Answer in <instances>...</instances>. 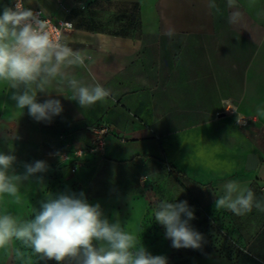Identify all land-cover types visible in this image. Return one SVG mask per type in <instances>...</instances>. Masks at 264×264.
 <instances>
[{
  "label": "crops",
  "instance_id": "1",
  "mask_svg": "<svg viewBox=\"0 0 264 264\" xmlns=\"http://www.w3.org/2000/svg\"><path fill=\"white\" fill-rule=\"evenodd\" d=\"M23 1L72 23L63 41L87 54L89 68L65 71L99 82L112 97L81 108L71 89L53 82L51 93H38L37 100L59 99L63 112L37 122L27 108L15 107L14 90L0 84V151L17 157L15 171L24 173L23 165L36 160L58 171L62 150L85 147V128L103 121L111 128L104 155L87 154L74 174L97 159L169 177L173 166L185 176V195L208 208L234 244L227 258L211 255L201 264H264V213L215 209L213 194L236 180L264 198V117L256 112L264 107V0ZM9 2L0 0V13ZM109 4L129 11L115 18ZM117 21L124 23L120 32L110 29ZM236 114L252 121L238 127ZM248 155L258 159L255 170H245Z\"/></svg>",
  "mask_w": 264,
  "mask_h": 264
},
{
  "label": "clouds",
  "instance_id": "2",
  "mask_svg": "<svg viewBox=\"0 0 264 264\" xmlns=\"http://www.w3.org/2000/svg\"><path fill=\"white\" fill-rule=\"evenodd\" d=\"M44 14L43 8L37 13L23 7L21 0H17L15 8L3 7L0 84L14 90L10 98L17 109L27 108L35 121L50 123L63 112L61 101L50 98L41 103L37 96L42 92L50 94L49 86L53 82L71 89L73 100L78 101L81 108L107 102L112 91L99 82L86 83L65 71L70 66L88 69L89 57L70 48L66 41L53 39L47 22L42 19ZM256 112L264 117V107H258ZM16 161L11 150L0 151V249L6 250L13 242H19L44 264L47 261L56 264H168L166 256L152 255L120 220L111 222L101 205L89 203L83 191L50 194L27 219L4 210L6 196L20 203L21 184L36 177V183L43 185V178L37 174L49 170L46 161L36 160L25 163L24 173L17 174ZM213 194L215 209H226L238 216L251 213L253 209L264 213V198L258 199L247 184L229 180L222 185V194ZM175 199L156 203L155 222L165 228V237L171 240L173 248L199 250L205 238L190 225L195 219L194 210L187 201L173 202ZM16 252L19 256V249Z\"/></svg>",
  "mask_w": 264,
  "mask_h": 264
},
{
  "label": "rangeland",
  "instance_id": "3",
  "mask_svg": "<svg viewBox=\"0 0 264 264\" xmlns=\"http://www.w3.org/2000/svg\"><path fill=\"white\" fill-rule=\"evenodd\" d=\"M108 3L105 0L104 5ZM108 6V5H107ZM101 8H105L106 7ZM115 18L122 17L129 11L127 6H112ZM101 12L107 10L101 9ZM110 22L112 31H122L121 21ZM98 160V159H97ZM97 160L77 174L58 170L55 172L38 173L37 177L43 178V185L32 181H24L20 187L21 201L15 203L14 198L5 197L3 209L23 219L30 218L34 208L39 209L40 202L50 194L62 192L83 191L89 203H99L106 217L114 222L120 220L126 230L134 233L138 240L152 255H164L168 264H201L205 257L216 255L227 258L233 242L227 237L224 228L211 219L208 208L200 207L196 200L185 195L186 190L182 180L173 181L167 173H152L147 170L135 172L131 168L122 166L98 165ZM45 161V160H43ZM20 173L18 170L15 171ZM145 177L143 185L139 179ZM184 182V181H183ZM176 198V199H175ZM162 199L173 202L187 201L194 210L195 219L190 225L200 232L205 242L199 250L175 249L171 240L165 237V228L154 219V207ZM19 249L20 255L16 250ZM0 264H44L30 249L24 248L19 242H13L8 249H0ZM47 264H56L47 261Z\"/></svg>",
  "mask_w": 264,
  "mask_h": 264
},
{
  "label": "built area",
  "instance_id": "4",
  "mask_svg": "<svg viewBox=\"0 0 264 264\" xmlns=\"http://www.w3.org/2000/svg\"><path fill=\"white\" fill-rule=\"evenodd\" d=\"M16 2L17 0H10L7 6L15 8ZM21 3L23 7L27 8L24 5L23 0H21ZM31 10L37 13L41 11L39 9ZM42 19L47 22L48 30L53 39L63 40V36L72 29V23L67 19H56L45 14L42 16ZM251 121V118L248 116L235 115V124L238 127H245ZM85 131L88 132L90 136L89 143L83 148H73L70 145H67L59 155L62 166L58 168V170H68L71 174H74L79 168L85 166V156L87 154L98 156L104 155L106 138L110 134L111 128L105 122L100 121L95 125L86 127ZM61 157H63V159H61Z\"/></svg>",
  "mask_w": 264,
  "mask_h": 264
},
{
  "label": "water",
  "instance_id": "5",
  "mask_svg": "<svg viewBox=\"0 0 264 264\" xmlns=\"http://www.w3.org/2000/svg\"><path fill=\"white\" fill-rule=\"evenodd\" d=\"M229 3L232 4V1L229 0ZM258 165V159L255 155H248L246 158L245 170L251 171L255 170Z\"/></svg>",
  "mask_w": 264,
  "mask_h": 264
},
{
  "label": "trees",
  "instance_id": "6",
  "mask_svg": "<svg viewBox=\"0 0 264 264\" xmlns=\"http://www.w3.org/2000/svg\"><path fill=\"white\" fill-rule=\"evenodd\" d=\"M168 173L175 181H178L179 179L185 177L182 173H180L173 166L170 165H168Z\"/></svg>",
  "mask_w": 264,
  "mask_h": 264
}]
</instances>
